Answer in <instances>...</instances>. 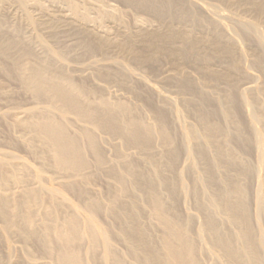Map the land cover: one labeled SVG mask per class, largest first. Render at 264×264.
Listing matches in <instances>:
<instances>
[{
    "label": "bare ground",
    "instance_id": "obj_1",
    "mask_svg": "<svg viewBox=\"0 0 264 264\" xmlns=\"http://www.w3.org/2000/svg\"><path fill=\"white\" fill-rule=\"evenodd\" d=\"M9 1L15 4L20 16L16 18L18 23L14 21V25H11V36L6 34L3 37L2 27L9 21L3 24L5 19L1 18L4 10L0 7V71L5 72L6 76L14 75L21 91L44 105L25 109L20 114L8 111L1 114L0 119L8 123L3 124L8 125L10 130H21V135L17 136V141L14 139L13 144L18 142L24 146L40 168L51 172L54 178L41 176L24 160L0 156V221L3 229L17 234L31 249L48 259V263L41 264H206L202 259L204 254H210V264H264V232H259L256 226V221L262 222L260 219H264V179L260 180L256 193L257 213L254 219L248 190L252 167L237 149L239 146L249 154L258 148L259 164L261 168L264 167V126L261 133L257 131L258 134H254L260 139L257 146L251 144V134L256 137L251 129L250 136L245 133L246 127H250L246 125L249 124L248 119L264 123V108L254 88L237 91L239 80L246 77L241 66L246 56L237 41L228 35V26L210 20V10L197 0H122L128 6L153 16L158 27L139 28L134 32L130 29L122 32L121 29L115 37H103L88 29L90 27L73 22L74 17L69 21L53 14L42 3L29 6L28 0ZM233 1L257 20L264 21V0ZM0 2L8 3L6 0ZM74 5L71 2L70 8L77 15ZM81 18L74 21L81 24L91 21L86 19V14H82ZM23 27L31 30L43 27L48 31V36L68 29L77 37L81 35L79 45L84 54L100 51L107 55L111 49H117L120 54L119 57L116 55L117 58L124 56L148 68L158 58L170 59L181 67L193 64L203 82L198 80L197 84L188 74L178 80L182 89L201 98L198 122L187 128L184 143L190 165L193 169L198 165L202 167V177H194L201 190L194 188L189 192L183 172H174L181 151L168 127L170 114L165 105L162 110L160 107L156 111L153 109L154 112L150 110L155 113V120L147 121L143 114L144 117H140L142 108L138 111L126 101L115 102L105 96L97 97L98 89L75 82L67 73L66 66L58 61L56 55L63 57L66 51L45 47L48 53L41 57L34 51L30 40L21 38L23 34L19 35ZM9 28L5 27L6 30ZM233 31L244 35L252 44L250 56L254 64L258 67L263 65L264 49L261 48H264V38L259 35L256 24L237 20ZM33 40L42 44L38 37ZM215 61L224 64L223 71L220 69L217 72L211 68ZM113 63L120 65L118 61ZM100 72H97L101 75L100 80H111L112 73L117 75L120 71ZM122 73L119 74L123 78L127 73ZM124 80L127 82L128 76ZM124 82L121 81L128 85ZM208 82L216 86L220 83L226 85L224 89L228 88L227 92L230 91L233 96L228 94V98L224 97L223 92L226 101L217 97L216 101H212V97L209 99L207 96L210 92L207 94L203 89ZM262 88L259 93L264 95L263 85ZM248 93L251 94L249 98ZM7 94L5 91L2 96ZM137 94L141 96V93ZM152 102L153 106L155 102ZM193 104L192 107L197 103ZM150 106L149 109H152ZM251 125L253 130L254 125ZM100 135L116 136L121 140L113 162L107 161ZM255 142L258 143V140ZM125 149L135 151L134 157L138 155V158H131ZM162 160L165 161L164 165L161 164ZM120 165L124 171L118 169ZM141 165H145L146 170H142ZM93 166L108 171L116 182L115 186L108 184L111 199L108 206H104L82 185L83 181L94 177L91 171ZM231 171L234 174L230 175ZM167 173L176 175L170 179ZM51 180L58 181L59 187L47 186L46 183ZM66 193L73 194L77 198L76 203L68 199ZM181 193L186 196L192 193L198 200L197 211L202 212L203 221L196 231L192 218L185 219L176 210ZM57 200L61 201L60 205ZM142 201L151 205L152 222L148 225L141 223L146 215L140 206ZM106 218L116 221L118 226L104 223L102 220ZM152 226L160 231L159 235L153 233ZM115 238L124 242V254L117 249Z\"/></svg>",
    "mask_w": 264,
    "mask_h": 264
},
{
    "label": "rangeland",
    "instance_id": "obj_2",
    "mask_svg": "<svg viewBox=\"0 0 264 264\" xmlns=\"http://www.w3.org/2000/svg\"><path fill=\"white\" fill-rule=\"evenodd\" d=\"M6 1L8 3H5V2L1 3L0 2V7H1V9L3 8L2 10H4L3 11L4 12L3 13L4 18L2 17L1 19H3V20L5 19L4 22H3V20H2V22L4 24L5 22L9 21V22L5 23L6 25H3V27H2V32H3L2 36L3 37L6 34L8 36L9 35L11 36V34H9L10 29H11V25H14V23H18L16 18L20 16V14L17 13V11L15 9V7H16V6H14L15 4L9 0H6ZM65 1H67V2H65ZM197 1L200 4L206 6V8H208V10H210L208 12L210 20H213V21L216 20V22H222V23L226 24V26H228V29L226 30L228 35L237 41L238 47L245 53L246 57L244 58V60H242L241 66H242L243 72L246 74V77L242 80H239L240 84L238 83L239 86L237 87V91L238 90L239 91H246L247 88H249V89L254 88L253 90L255 92L254 91L253 92L255 93L256 96L259 97V99L258 98L257 99H258V101L260 100L259 103H262V105L261 104L260 105L264 108V95H261L262 93L261 94L259 93V89L260 90L263 89L262 85L264 87V62H262L263 65H261L260 67L255 65L252 57L250 56V54L252 52V49L250 47H252V44L245 39L244 35L236 34L233 31L234 25L236 24L237 20H246V21H250V22L255 23L257 28H258L259 35L264 38V21L263 20H257V18H255L250 12L245 11L242 8V6L235 4V2L233 0H197ZM28 2H29V6H31L32 4H34L36 2L42 3V5H45L44 6L45 8H49L48 10H50L53 14H55L59 17L62 16L61 18L62 19L64 18L65 20L68 19L69 21H71L72 17H74L73 22L79 23L80 25H83L85 27L88 26V27H90V28L87 27L88 29L94 30V33L96 32L95 34L98 33V35L100 34V36L102 35L103 37L106 35L108 37L109 36L115 37V35L118 34L117 31H120L121 29H122L121 30L122 32H125L123 30H127V32H128L129 29L133 30L131 32H134V31L140 30L139 28L146 30L147 28L150 29L151 27L152 28L158 27V22L156 21V19H154L153 16L149 15L145 11L138 10L134 7H131L130 5L128 6V4H126L125 2H122V0L121 1L120 0H62V1L61 0H28ZM71 2L75 4L74 6H76V8H77V13H78L77 15H79V16L73 14V12L70 8ZM0 13L2 14V11ZM82 14H86V19H91V21L88 20V22H86L87 24L89 22H91V23H89V25H86L85 22H82L83 24H81L80 21H78V22H76V20L74 21L75 18L82 19L81 18ZM208 15H207V18H208ZM6 19H8V20H6ZM234 21H235V23H234ZM7 26L8 27L10 26V28L7 29V30H9V32H7V30L5 29V27L8 28ZM182 28H183V26H182ZM3 29L5 31V34H4ZM64 31L62 30L63 33L59 32L55 36L54 35L48 36L49 35V34H47L48 31L45 30L43 27H35L32 30L23 27L21 29L19 35L23 34V35H21L22 37L20 36L21 38L26 39V40H30V43H31L34 51L37 52L38 55H41V57L47 55L48 48H53L56 51H62V50L66 51L64 53L65 56L62 57L60 55H56V58L58 59L59 62H61L64 66L67 67V68L65 67L67 73L72 78H74L75 82L76 81H77V83L83 82L81 84H84V85L88 86L89 88H92L94 90L98 89L96 91L97 92L96 94L98 96L95 94V96H97V97H100V96L104 97L105 96V98L107 97L108 99L115 101V102L121 101V102L125 103V101H126V102H128L126 104L132 105L134 110H138V111L140 110V108H142V110L139 112L141 115L143 114L145 117L143 115L142 116L140 115V117H142V118L144 117V119L147 121H148V119H149V121H151L153 119L155 120V118H153V117H155V113H153V112L160 109V108L162 110L163 105H165V107H166L165 109H166L167 113L170 114V115H168V118H170V120L168 119V127H170V130L172 131V132L171 131L170 132L175 135V136L174 135L173 136H174V138H176V140H177L176 142L179 143L180 151H181L180 155H179V160H178L177 165H176V170L174 172H176V173L177 172L178 173L183 172V174L185 175L186 186H187V189L189 192H192L194 190V188H195V190H199V189L201 190V187L198 188L199 185L194 182V177L196 175H200L202 177V172H203L202 167H201V165L197 166V164H195V167L196 166L197 167L195 169H193V166L190 165L191 160L187 156L186 148H184L185 147L184 143H185V139H186L187 128L195 126L198 122L197 115L199 113L198 112L199 108L201 107V105H200L201 104V101H200L201 98H199V96L197 97L196 94L192 95V92H189L188 90L182 89V87H180V85H179V82H180L179 80L182 79L183 75H185V74H188L189 77L190 76L193 77L194 79L193 78L192 79L195 80V82L197 81L196 82L197 84L199 83L198 80L203 82L201 75L198 73V71H196V69H194L195 66L193 64L190 65L188 63L186 65L182 64L183 65L182 66L183 68H182L181 65L175 64L170 59L158 58L157 61L160 60V62L158 61V63H157V61H156V63H153L152 65L150 64L151 66L148 68L145 65H140V64H137L135 62H132L131 60L125 58L124 56H121L123 59L117 58V56L120 55L119 52L117 51V49L116 50L111 49V51L107 55L102 54L100 51H96V52H93L90 54H86V53L84 54V50L79 45L81 35L79 37H77L78 35L75 36L76 33H74L71 30H70L71 31V33H70L68 29H66V31L68 33H65L66 31L65 32ZM73 33H74V35H73ZM34 37H38L39 40L42 41L43 45L42 44L39 45V43L37 41L33 40ZM50 37H52V38H50ZM53 37H55L56 39ZM18 39H20V38H18ZM32 40H33V42H32ZM45 47H48V48H45ZM263 49L264 48H261V50H263ZM1 61L2 60L0 58V63H1ZM115 61H118L120 63V65L113 63ZM263 61H264V59H263ZM215 62L216 63L213 62L214 64L212 63L211 68H214L213 69L214 71L218 70L217 72H220V69H221V71H223L224 67H225L224 64H222L221 62H219L220 63L219 64L217 61H215ZM155 65L157 66L156 68H155ZM188 65H190V66H188ZM104 66L105 67L108 66V67L105 68ZM124 68L128 72H126V70ZM180 69H182V70H180ZM261 69H263V70H261ZM100 71L101 72H106V71L115 72L116 71L115 73L120 71L119 73H121L122 75H123L122 72H125L127 74L129 73V75L124 73L125 74L124 76H126V77L123 76V78H122V75L117 73V75L120 78V79H118L117 75L116 74L114 75V73H112V79L110 78L111 80H109V79L108 80H104V79L100 80L101 75L98 74ZM101 72H100V74H101ZM98 75L100 77H98ZM7 76H6L5 72L0 71V86L4 87L6 89L5 91L8 93L7 95L2 96V94H5V91H3L4 88L0 87V90L2 91V92L0 91V115L3 113H6L8 111L10 113L20 114V113H23V111L25 112L26 111L25 109L28 110V109H31V108H34L37 106H43L44 105L43 102H38L32 98L30 99V97H27L29 95H25L26 93H24L23 90L21 91V86H19L20 85L19 82L17 83V79L14 80L16 78L14 75L8 76V77ZM127 76H128V80L126 82V80H124V79H127ZM113 78H115V79H113ZM8 79H12V81L8 80ZM80 79H81V81H80ZM172 80L174 83H172ZM174 80L175 81L178 80L177 81L178 83L175 82ZM121 81L122 82L125 81L124 83H126L128 85H124L123 83H121ZM115 82H117V83H115ZM130 84L134 87V89L137 90V93L138 92H139V94L141 93L140 97H138L139 95L137 93H136L137 95L135 94L136 90L131 89L132 86ZM121 85H122V87H121ZM178 86L180 87L181 90L179 89ZM215 86L216 85H214V83L210 84L208 82V84H206V86L203 87V89L205 88L204 92H206L207 94H209V92H210V94L207 96H208V98L212 97L211 98L212 101H214V100L216 101V97L222 99L223 96L224 97L226 96L228 98V94L231 97L230 94H232V93H229L230 91L227 92L229 89L228 88L224 89V87H227L226 85L220 83L219 86H216V87ZM9 90L11 92H13V97H12V93ZM133 90H134V92H133ZM139 90H141V91H139ZM205 90H207V91H205ZM223 92H224V95H223ZM225 92H227V94H225ZM9 93H11V94H9ZM142 94L144 95V97H142L143 96ZM187 94H188V96H187ZM211 94H213V95H211ZM10 95H11V98H10ZM249 95L251 96V94L248 93V98L250 97ZM253 95L254 94H252V96ZM145 96L146 97L148 96V99H146ZM194 96L196 97L195 99L198 101H196L194 99ZM213 96L215 98H213ZM232 96H233V94H232ZM20 98H22V99H20ZM150 98L152 100H150ZM227 98H223L222 100L225 99V101H226ZM190 99L193 101H191ZM153 100L155 103L152 106ZM144 101H146L148 104ZM190 102H193V103L195 102L197 104H196V106L192 107L195 104L190 103ZM198 104H199V106H198ZM149 105H151L153 108L149 109ZM143 107H145V108H143ZM167 108H168V110H167ZM153 109H155V110L153 111ZM146 110L149 112H147ZM150 110H152L153 112ZM138 111H135V112H138ZM139 112H138V115H139ZM145 114H147V115H145ZM245 118H246V114H245ZM245 120H247V119H245ZM0 122H1V124H0V156L2 157L4 155L7 159L19 158L21 160H24L28 164H30L32 167H34L40 173L41 176H43V177L47 176V178H49V179L54 178V176L52 175L51 172L42 170L40 168L38 163L35 161V158H33L34 156L29 155V152H27V149L24 146H22L18 142L13 144L15 141H17V136L21 135V133H22L21 130H17V131L15 129L10 130V127L8 125H6L8 123L2 121L1 119H0ZM3 123H6V124H3ZM247 123H249V124H246V125H250V127H252L251 124H253L254 126H253V130L249 126L246 127V129H247L245 132V133H247L246 135L251 134L250 129H251L253 135L261 133L264 130V128H263L264 125H262V127H261V124H264V123H261V122L257 123V121H253V120L250 121V119H248ZM259 123H260V125H259ZM5 128H7V129H5ZM248 128H249V130H248ZM261 128H263V130ZM254 130H256V133H254L255 132ZM231 131H233V130L231 129ZM257 131H258V133H257ZM108 136L109 135H107V136L106 135H102V136L100 135V137H102L101 141L103 139L101 145L103 146L102 150L105 153L107 161L113 162L116 159V149L121 145V143H120L121 140L118 139L116 136H114V137L113 136L108 137ZM248 136H250V135H248ZM254 136H256V137H253L252 134L250 136L251 138L253 137L252 139L250 138V140H252L251 144H254V145L256 144V146H257L259 144L260 139L257 138V135H254ZM255 138H256V140H258V143L255 142L256 141ZM14 139H15V141H14ZM253 139L255 141H253ZM20 146H22V147H20ZM181 146H183V147H181ZM256 146H253V147L256 148ZM238 147L239 146H237V149H240V151L239 150L238 151L241 152L242 155H244V157L247 159V161L250 163V165L252 167L251 169H252L253 174H252V177H251L250 182H249V187L250 186L251 187L250 188L248 187V190L250 191V197H249V201L251 203L250 209H251L252 216H254V219H255V215L257 213L256 193H257L258 188L260 186V180L264 179V176H263L264 175L263 174L264 173V170H263L264 167L261 168L260 164H259L260 160H258L259 159L258 156H260V155H259V152H257L258 148L253 149L254 151L252 150L249 154H247L244 152V150H242L240 147L239 148ZM125 151H126V149H125ZM126 153L130 157L131 156L134 157V155H136L135 151H134V153H135L134 154L133 150L131 151V149H127ZM260 154H261V152H260ZM135 157L138 158V155ZM135 157H134V159H136ZM161 164L164 165L165 161L162 160ZM142 165H141V167H143V169L142 168L141 169L146 170V166L145 165L142 166ZM118 169H120L121 171H124L123 166H121V165L118 167ZM91 171H92V174L94 175V177L92 179H87L86 181H83L82 185L85 188L89 189L91 191L90 193L93 196L98 197L104 206H108L110 204L111 199H110V195L108 194L107 190H109L108 189L109 186H111V185L115 186L116 182L112 178V176L108 173V171H106V170H98L93 166ZM193 172H194V174H193ZM176 173L175 174L174 173H170V174L167 173L168 178L172 179L173 177H175ZM232 173L234 174L233 171L229 172L230 175ZM57 182L58 181L51 180V181H48L46 183V185L47 186H53V187H59V186H57ZM108 184H110V185L108 186ZM193 184H196L197 187H196V185H193ZM141 194L143 195V193H141ZM66 196L68 199H70L71 201L76 203L77 198L74 197L73 194L66 193ZM194 196L195 195L194 194L192 195V193H189L187 196L184 195L183 193H181L179 195V199H178V203H177L178 209L176 208V210H178V215H180L181 217H183V218L185 217V219L192 218L193 223L195 225V227H194V230H195L202 223L203 214L200 210L197 211L199 209V207L197 206L198 200ZM57 201H58V204L60 205L61 201L60 200H57ZM144 201L141 202L140 206L144 208V211H145L144 214L146 213V215L143 214L144 218L142 216L143 221L141 220V223L143 225H148L150 222H152L151 216H150L151 205L149 202H148L149 203L148 204L147 201L146 202H144ZM260 220L262 222L256 221V224H258V225H256V226H258L257 230L259 232H261V230H262V232H264V221H263L264 219H260ZM102 221L108 225L113 226V227L118 226V225H116L117 222L115 221L116 222L115 223L111 218L110 219L106 218V219H103ZM113 224H115V225H113ZM153 228L154 227L152 226V229ZM195 231H194V234L196 235ZM153 233L154 234L156 233V235L157 234L159 235L160 231L155 227L153 229ZM0 239L3 240V243L0 240V244L1 243L3 244V245L1 244L2 249L0 248V256L2 257L1 260H3L2 262H4V264H35V263L41 264V263H45V262L48 263L49 262L48 259L44 258L42 255L38 254L36 251L31 249L26 244V242L23 241V239L20 236H18L17 234H11V233L6 232L5 229H3V224L1 221H0ZM114 241H115V245H116L117 249L119 250V252L124 254L126 252V246H125L124 242L121 239H117V238H115ZM3 248H5V249H3ZM205 255H206V257H205ZM209 255L204 254L202 257L203 262H205L206 264L211 263L210 262L211 257ZM2 262L0 264H3Z\"/></svg>",
    "mask_w": 264,
    "mask_h": 264
}]
</instances>
